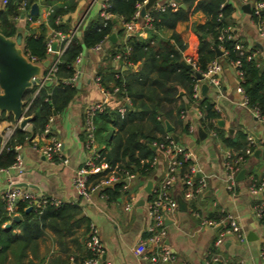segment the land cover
<instances>
[{
	"label": "crops",
	"instance_id": "crops-1",
	"mask_svg": "<svg viewBox=\"0 0 264 264\" xmlns=\"http://www.w3.org/2000/svg\"><path fill=\"white\" fill-rule=\"evenodd\" d=\"M102 1H76L77 6L69 19L70 28L73 29L78 26V30L75 32L76 37L80 36L81 29L89 20L100 17V4ZM226 1L233 8L231 13L233 39L236 37L240 40L239 42L242 41L246 45H244L246 49H251L255 56L259 58L262 67H264V36L257 33L255 19L250 12L245 13L241 9L243 4L239 3L238 0ZM156 2L160 3L161 0H156ZM37 6L38 14L32 16L35 17L33 20L26 19L29 8L26 11H21L22 13L15 22L17 32L23 33L25 23L28 22V28L34 30V33L37 34L38 26L42 23L45 26V36L49 39L54 31L46 22L44 12L48 7L46 8L40 3H37ZM3 9L4 5L0 0V11ZM21 15L22 18H20ZM204 20L205 15L200 10L195 9L187 19L178 21L172 30L162 28L156 32V41L153 45L158 46L161 42L168 41L174 31L184 44V49L181 51L182 60L184 62L186 59L194 61L197 54L198 40L193 28L202 24ZM112 22L114 26L110 34H114V41L108 40L109 34L101 42L100 50L89 48L82 51L80 63L75 71V77L79 73V82L75 81L73 83L77 92L64 110L53 116L50 127L52 135L61 143L59 154L52 161H48L32 148L31 142L20 145L18 150L21 156L20 170L0 171V194L8 187L9 183L11 185L22 183L24 186L19 187L36 197L46 196L60 199L64 203H77L80 208V215L98 230L99 239L103 246L102 259L105 262L108 264H145L141 257L134 253L133 249L138 241L145 236L144 231L148 224L146 215L148 193L145 191V187L149 180L151 181V187L155 186L160 180L165 168V160L162 155L149 145L150 149L156 153L158 161L152 169L150 177L135 176L130 181L129 193L132 194L135 201L128 211L123 210L124 196L121 192L113 195L93 191L90 193L88 200H79L71 184L73 173L80 166L86 154L83 148L84 134L82 130L85 106L104 98H106L104 110L118 112L117 109L122 104L124 105L125 97L118 96L117 93L105 96L103 92L113 86L112 80H104V84L108 86L105 89L100 84L99 79L96 81L95 78L99 75H109L116 72L124 76L132 72H138L143 67L142 60L134 64H128L121 59L108 56L109 50L114 48L111 46L112 44H123V38L117 34V31L124 27L119 19L115 17H112ZM141 22H143V19L139 16L136 19L137 30L133 33H126L123 29L125 36L136 33L140 38L145 39L148 33L139 28ZM22 39L23 37L19 47L23 57L29 61L22 50ZM59 46L60 44L56 43L55 49ZM54 57L55 52L52 51L48 53L46 59L50 62ZM219 61L222 67L219 88L215 89L207 86L204 95H200L199 91V98L205 96L218 117L201 124L197 114L199 109L194 101L185 107V115L182 118L179 116V118L174 119L176 122L175 129H173L174 125L170 121L162 119L161 122L163 131L169 135H176V142L192 153L193 161L198 165L200 173L205 176L206 181L203 191L194 195L187 202L182 199L183 188L180 183H176L170 189V195L176 201L181 199L185 202V208L180 210L177 205L174 212L165 216L166 236L164 244L168 247L172 259L162 264H203L213 252H217L219 255V262L216 264H264V260L259 255L260 251L264 250V224L258 222L253 216V206L256 201H264V189L258 195H253L248 191V186L252 180L258 181L264 177V123L254 118L248 108L240 104L241 97L235 91L237 79L234 70L222 55L219 57ZM41 62H30L39 67V73L31 77L34 84L43 75L45 67L40 65ZM202 83L203 81L199 82V87ZM34 84L27 89L33 87ZM181 93L182 90L180 89L179 95ZM22 101H24V98H22ZM181 102L186 103L184 97L178 98L174 105L176 106ZM128 104H126L127 108ZM3 112L5 115L10 114ZM10 116L11 120L4 119L0 121V135H3L14 122L11 114ZM178 120L182 125H187L186 131L177 126L179 125ZM164 122L168 123L171 131L165 130ZM29 128L30 124L28 123L22 130L28 131ZM107 131H110V136L104 138ZM116 132L117 126L112 123L106 124L104 130L100 132V138L96 139L98 148H108L109 141ZM152 134L155 137L161 135L160 131H153ZM247 135L254 139L256 145L240 168V170L244 169L243 178L236 179L233 193H228L224 188L225 180L221 155L227 149H241H235V145H232V143H246L245 138ZM256 150L258 152L254 155ZM62 159H66L67 163L62 164ZM181 170H185V166ZM196 179H198V176L194 175V182ZM195 213L200 217L214 221L225 214L232 215L241 225L244 240L240 242L233 235L226 234L221 247L215 248L213 242L217 236V231L222 227L218 225L212 228L200 226L199 218L195 216ZM212 214H217L219 217L212 218L210 217ZM2 227L9 228L11 223L5 222ZM84 227L81 223L73 230L71 229L68 234L59 238L49 229H45L37 241L35 251L27 253L23 264H72L73 262H80L88 254L84 247L86 235ZM12 229L17 231L16 226H12ZM248 233L250 234L249 240H246ZM7 259H9V256Z\"/></svg>",
	"mask_w": 264,
	"mask_h": 264
},
{
	"label": "trees",
	"instance_id": "trees-1",
	"mask_svg": "<svg viewBox=\"0 0 264 264\" xmlns=\"http://www.w3.org/2000/svg\"><path fill=\"white\" fill-rule=\"evenodd\" d=\"M22 1L25 2L26 9L32 3H40L46 8L49 7L50 12L46 16V22L54 32L65 33L70 29V15L77 6L75 0H6L4 9L0 11V33L4 37H12L17 32L15 22L22 13L18 10ZM143 1L106 0L108 4L106 11L119 19L123 26L131 20ZM175 1L178 7L174 11L169 8H164L162 11L153 7L147 9V15L151 20L148 22L150 29L145 30L148 33L145 39L140 38L136 33L125 36L124 28L117 31V34L123 38V44H112L114 48L109 50L108 56L112 58L120 54L122 61L128 64L142 60L141 70L124 76L116 72L98 77L105 89L108 86L104 84V80H112L113 86L107 91L117 87V95L127 97L129 103L122 115L116 111H107V109L95 115L93 121L96 139L100 138V132L104 130L106 124L112 123L117 126V132L109 141L108 148L99 149V154L111 167L117 165L134 173L135 176L150 177L152 173V168L145 160H149L154 154L149 145L160 141L166 134L163 131L162 119L170 121L175 129L174 119L179 118L180 113L185 111V107L195 101L192 97V86L196 82L194 72L191 68H184L180 63L181 51L184 49L181 38L173 31L168 41L161 42L157 46L153 45L156 41V32L162 28L172 30L178 21L187 19L195 9L200 10L205 15V20L193 28L198 40L197 54L193 63L197 70L203 71L206 65L215 58L212 47L219 44L217 36L222 28L227 25L233 26L231 18L233 8L226 0ZM181 3L184 8L179 7ZM33 19L35 17L31 16L30 20ZM27 24L28 22L25 23L24 36H22L23 53L33 58L34 62H41L48 56L45 50L48 39L45 36V26L41 23L35 34ZM113 26L112 18L105 23L101 17L89 20L81 29L80 36H74L59 56L52 82L44 84L34 95V86L26 90L23 98L25 102H29L26 116L30 117V128L28 131L18 128L13 131L7 140L8 149L0 152V168H6L13 162L15 145L31 142L42 132L48 117L58 115L64 110L77 92L73 84L64 83V80L75 75L73 66L75 57L80 55L84 49L92 48L105 40L112 32ZM233 42L234 39L227 38L220 43L227 52L224 57L226 60H239L243 74L240 85L247 99V105L249 108H257L258 112L264 116V67L258 57L246 60V53L242 56L238 55L233 49ZM125 47L129 48L128 52L122 54ZM246 50L248 53L252 52L251 49ZM180 89L182 90L181 95H179ZM181 97L185 98L186 103L181 102L175 106V101ZM196 105L202 113L201 124L218 117L205 96L199 98ZM4 119L11 120V116L0 111V121ZM178 124L177 126L186 131V124L182 125L179 120ZM153 131H160L161 135L155 137L152 134ZM232 145H235V149H239L244 147L245 143L236 142ZM186 165L183 164V166ZM100 174L91 175L89 180L94 182ZM120 185L119 182L115 183L100 192L119 194ZM27 206L25 201L15 203L14 213L20 217L19 222L15 223L6 214L4 203L0 200V264H23L27 253L35 251L37 241L45 229H49L59 238L82 223L85 226V233L87 232L89 222L80 215L77 203L62 202L56 207L45 204L39 209L31 208L25 212ZM210 217L218 218L219 216L212 214ZM5 222H10L11 227L3 228L2 224ZM12 226H16L17 231H13ZM8 256L9 259H7Z\"/></svg>",
	"mask_w": 264,
	"mask_h": 264
},
{
	"label": "built area",
	"instance_id": "built-area-1",
	"mask_svg": "<svg viewBox=\"0 0 264 264\" xmlns=\"http://www.w3.org/2000/svg\"><path fill=\"white\" fill-rule=\"evenodd\" d=\"M77 1V0H75ZM146 0L143 1V3ZM241 4H248L250 8V14L255 18L256 22V31L260 36H264V0H238ZM6 0H2L4 5ZM143 5V4H142ZM141 5V6H142ZM139 6L134 12L130 21L123 24L124 30L126 33H133L137 30L136 19L139 17ZM26 4L24 1L20 2L18 10L26 11ZM108 4L106 0H103L100 4V17L105 23L107 20L111 19L113 16L106 11ZM150 7H153L156 10L162 11L164 8H169L171 11L177 9L178 5L174 0H161L160 3L154 1ZM50 12L48 7L44 14ZM31 15L26 14V19L30 20ZM143 23L139 26L141 30L150 29L148 22L151 18L147 15V10L142 16ZM78 30V26L75 28H70L65 33L53 32L52 37L46 41V53H51L50 45L55 42L59 43L60 46L55 49V57L52 61L48 62V65L44 68L45 72L42 77L34 84L35 90L33 95L41 88L44 84L52 82L54 79V73L56 70V64L59 61V56L69 44L71 39L75 36V32ZM232 27L230 25L222 28L221 33L217 36L219 44L216 47L222 52L224 57L227 52L220 44L224 39H233L231 35ZM101 43L96 44L92 47L93 50H100ZM128 47H125L122 54L128 52ZM233 49L237 52L238 55L242 56L245 53V59L251 60L255 59L254 52H247L246 48L237 40L234 39ZM80 56L75 57L73 61V66L76 71L77 65L80 63ZM26 58L30 62H34L33 58ZM114 59H121L120 54L113 56ZM228 64L233 68L234 74L237 79V84L235 86V91L240 95L241 100L240 104L252 113L253 117L264 123V116H262L257 108H249L247 105V99L243 92V89L240 83L243 80V74L240 69V62L238 59L227 60ZM185 63L190 64L192 71L198 73L201 76V80H197L195 77V83L192 86V97L197 102L199 99V82L203 81L208 87L215 89L219 88L220 74H221V63L219 57L212 59L205 67L203 71H199L194 66L193 60L186 59ZM194 76V74H193ZM98 81V77L95 78ZM75 82V75L71 78L64 80V83L73 84ZM105 96L110 94H115L118 92L117 87H113L111 91H103ZM106 98L89 103L85 106L83 111V123L82 130L84 134L83 139V148L86 152L80 166L74 171L71 178V184L74 188L76 196L79 200H88L90 193L93 191H101L104 189V186H112L115 183H121L119 191L124 196L123 200V210L128 211L134 204V197L129 193L130 181L135 177L134 173L129 172L128 170L115 166H110L106 163L101 155L99 154V148L97 146L95 138V124L94 117L98 112L104 110ZM29 102L23 101L22 106V115L26 116V109ZM128 100L125 97L124 105L122 104L118 109L119 115H122ZM198 117H202V113L198 110ZM184 112L180 113V118L184 116ZM53 117H48L47 123L44 125L42 132L38 134L32 141V148L39 153L44 159L52 161L55 156L59 154L61 143L60 141L52 135L51 133V124ZM17 128V122L14 121L3 133L0 135V152L8 149L7 140ZM190 129V126H189ZM245 146L239 150H230L227 149L222 153L221 165L224 170V188L228 193H233L234 187L236 185V175L239 172L242 164L245 162L246 158L251 155L256 142L254 139L247 135L245 138ZM42 142V143H40ZM156 152L160 153L165 160V168L160 180L157 184L151 187L150 192L147 194L146 200V215L148 219V224L145 228V236L140 239L133 249L134 253L139 255L145 264H162L165 261L172 259V256L168 250V247L164 244L166 236V225H165V216L174 212L177 209V201L170 195V189L176 184L180 183L183 188L182 199L184 201H189L193 198L194 195L199 194L203 191L206 181L205 176L201 174L198 165L193 161L192 153L179 145L176 141L173 140L171 135L166 133L162 139L158 142H153L150 144ZM20 145H15L13 150L15 152L13 162L6 168H0V171H7L9 169L19 171L21 166V156L18 152ZM158 157L156 153L149 160H145L148 163V166L152 169L156 166ZM62 164H66L67 160L62 159ZM183 164L185 170H181ZM99 177L94 181H90L89 178L93 174H98ZM201 174V176H200ZM194 175L198 176V179L194 182ZM264 189V177L258 181L252 180L248 186L249 193L253 195H258ZM0 198L4 203V210L6 214L10 217L14 215V207L17 201H25L28 206L34 209H39L45 204H49L53 207H56L62 203L60 199L40 196L36 197L31 195L19 186L11 185L9 183L0 194ZM196 217L199 218V225L202 227L212 228L216 225L222 227L217 231V236L213 242L215 248L221 247L223 238L226 234L233 235L237 241L242 242L244 240V233L242 232L241 225L239 221L230 214H225L223 217L217 221L200 217L195 213ZM253 216L254 218L264 224V201L257 200L253 206ZM84 247L88 255L83 258L78 263L72 264H108L102 259L103 246L99 239L98 230L92 224H88V229L84 239ZM262 260H264V250H261L259 253ZM219 262V255L217 252H213L209 257L203 262V264H216Z\"/></svg>",
	"mask_w": 264,
	"mask_h": 264
},
{
	"label": "water",
	"instance_id": "water-1",
	"mask_svg": "<svg viewBox=\"0 0 264 264\" xmlns=\"http://www.w3.org/2000/svg\"><path fill=\"white\" fill-rule=\"evenodd\" d=\"M156 0H146L143 5L139 9V16L142 17L144 12L152 5V3ZM179 7L184 8V5L181 3ZM241 9L245 13H249V5L244 4L241 6ZM29 15L36 16L38 14V6L36 3H32L28 10ZM22 18V15L20 16ZM23 33L16 32L12 38L4 37L0 33V111L8 112L12 115V119L17 122V128L22 130L29 123L30 117L22 115V106L23 101L22 98L30 85L34 84V80L31 79L33 75H37L39 73V67L31 64L27 61L20 50L21 38ZM114 34H110L108 36V40L114 41ZM56 43L53 42L50 45V50L55 51ZM213 51L215 57H220L222 52L213 45ZM48 59H44L40 65L42 67H46L48 65ZM184 68L190 69L191 66L188 63H185L183 60L180 61ZM194 77L197 80H201V76L198 73H194ZM75 81L79 82V73L75 77ZM207 90V85L205 83L200 84L199 91L200 95H204ZM165 130L171 131V127L167 122H164ZM110 136V131H107L104 134V138H108ZM171 137L174 141H176V135L171 134ZM152 148V147H151ZM258 151L254 152V155ZM244 169H241L236 179L240 180L243 178ZM16 186H24V184L19 183ZM111 186H104L103 188H108ZM151 181L149 180L146 183L145 191L147 193L150 192ZM264 194V193H263ZM178 209L184 210L185 202L181 199L177 200ZM31 209L30 206L25 208V212H28ZM11 220L14 222H19L18 215L14 214L11 217ZM8 226V225H6ZM249 233L247 235V239L249 240ZM202 264V263H199Z\"/></svg>",
	"mask_w": 264,
	"mask_h": 264
},
{
	"label": "rangeland",
	"instance_id": "rangeland-1",
	"mask_svg": "<svg viewBox=\"0 0 264 264\" xmlns=\"http://www.w3.org/2000/svg\"><path fill=\"white\" fill-rule=\"evenodd\" d=\"M233 3L235 4V2H233ZM234 4H233V5H234ZM234 39L240 41V40L237 39L236 37H235ZM241 42H242V41H241ZM241 42H240V43H241ZM242 43H243V42H242ZM243 45H245V44L243 43ZM245 46H246V45H245ZM245 46H244V47H245ZM53 56H54V55H53ZM180 141H181V137H180ZM150 176H151V174H150ZM139 177H141V178H146L145 176H139Z\"/></svg>",
	"mask_w": 264,
	"mask_h": 264
}]
</instances>
